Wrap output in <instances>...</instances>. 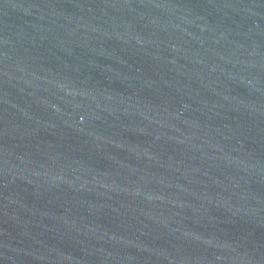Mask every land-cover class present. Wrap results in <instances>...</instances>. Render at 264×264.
<instances>
[{
    "label": "water",
    "instance_id": "95a60500",
    "mask_svg": "<svg viewBox=\"0 0 264 264\" xmlns=\"http://www.w3.org/2000/svg\"><path fill=\"white\" fill-rule=\"evenodd\" d=\"M0 264H264V0H0Z\"/></svg>",
    "mask_w": 264,
    "mask_h": 264
}]
</instances>
